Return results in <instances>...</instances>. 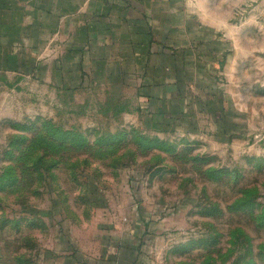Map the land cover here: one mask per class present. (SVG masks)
Segmentation results:
<instances>
[{
  "label": "rangeland",
  "instance_id": "1",
  "mask_svg": "<svg viewBox=\"0 0 264 264\" xmlns=\"http://www.w3.org/2000/svg\"><path fill=\"white\" fill-rule=\"evenodd\" d=\"M263 20L226 104L171 123L1 73L0 264H264Z\"/></svg>",
  "mask_w": 264,
  "mask_h": 264
},
{
  "label": "crops",
  "instance_id": "2",
  "mask_svg": "<svg viewBox=\"0 0 264 264\" xmlns=\"http://www.w3.org/2000/svg\"><path fill=\"white\" fill-rule=\"evenodd\" d=\"M263 19L264 0H0V74L120 88L171 123L226 104L224 85L258 52L247 22Z\"/></svg>",
  "mask_w": 264,
  "mask_h": 264
}]
</instances>
